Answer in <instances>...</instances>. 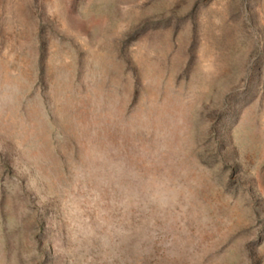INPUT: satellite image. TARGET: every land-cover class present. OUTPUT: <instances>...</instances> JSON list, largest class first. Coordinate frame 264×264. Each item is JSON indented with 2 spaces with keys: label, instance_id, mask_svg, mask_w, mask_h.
Returning a JSON list of instances; mask_svg holds the SVG:
<instances>
[{
  "label": "rangeland",
  "instance_id": "rangeland-1",
  "mask_svg": "<svg viewBox=\"0 0 264 264\" xmlns=\"http://www.w3.org/2000/svg\"><path fill=\"white\" fill-rule=\"evenodd\" d=\"M0 264H264V0H0Z\"/></svg>",
  "mask_w": 264,
  "mask_h": 264
}]
</instances>
